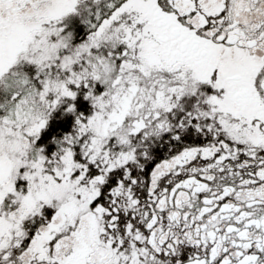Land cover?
Returning a JSON list of instances; mask_svg holds the SVG:
<instances>
[{
	"label": "snow or ice",
	"instance_id": "snow-or-ice-1",
	"mask_svg": "<svg viewBox=\"0 0 264 264\" xmlns=\"http://www.w3.org/2000/svg\"><path fill=\"white\" fill-rule=\"evenodd\" d=\"M0 264H264V0H0Z\"/></svg>",
	"mask_w": 264,
	"mask_h": 264
}]
</instances>
